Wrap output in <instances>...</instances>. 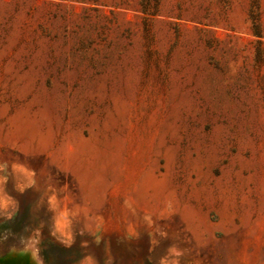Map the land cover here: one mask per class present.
Here are the masks:
<instances>
[{
  "label": "rangeland",
  "instance_id": "1",
  "mask_svg": "<svg viewBox=\"0 0 264 264\" xmlns=\"http://www.w3.org/2000/svg\"><path fill=\"white\" fill-rule=\"evenodd\" d=\"M0 264H264V0H0Z\"/></svg>",
  "mask_w": 264,
  "mask_h": 264
}]
</instances>
